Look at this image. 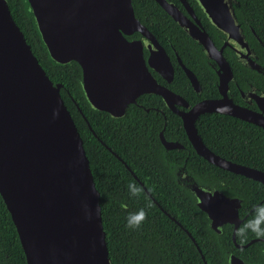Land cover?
<instances>
[{
	"label": "water",
	"instance_id": "1",
	"mask_svg": "<svg viewBox=\"0 0 264 264\" xmlns=\"http://www.w3.org/2000/svg\"><path fill=\"white\" fill-rule=\"evenodd\" d=\"M154 1L224 73L230 70L221 52L232 46L246 52L244 66L263 72L235 13L240 7L238 0H194L222 34L219 50L170 0ZM26 2L52 61L61 65L75 62L80 67L81 88L92 109L115 116L143 93L156 94L165 101L178 98L148 72L144 49L150 51V67L169 81L173 75L165 50L136 17L132 0ZM180 2L195 18L186 0ZM134 33L140 37L126 39ZM250 55L251 59L247 58ZM184 69L196 88L194 74ZM61 88V84L51 82L32 53L7 1L0 0V196L26 264H111L99 192L82 139L61 98ZM220 90L222 99L204 100L191 109L193 120L199 114L219 113L264 129L262 113L234 104ZM258 99L262 109L264 94ZM186 129L197 154L206 161L264 184L263 172L224 160L203 144L195 128L186 125ZM205 192H198L206 195L200 197L205 199L202 202H221V214H215L213 207H202L212 224L221 218L236 228L237 211L227 208L234 202ZM84 203L89 216L85 215Z\"/></svg>",
	"mask_w": 264,
	"mask_h": 264
},
{
	"label": "flooded vegetation",
	"instance_id": "2",
	"mask_svg": "<svg viewBox=\"0 0 264 264\" xmlns=\"http://www.w3.org/2000/svg\"><path fill=\"white\" fill-rule=\"evenodd\" d=\"M170 1L184 16L206 32L218 50L222 47V34L208 22L194 0H186V2L195 18H192L180 0ZM191 2L195 3L199 8L201 14L209 23L211 30L206 28ZM143 25L155 36L158 43L165 50L172 66L173 75L169 81L150 67V51L144 49L143 58L148 72L159 85L169 89L178 98L165 101L156 94L143 93L137 96L133 103L128 104L122 113L111 116L108 113L101 112L105 113V127L110 131L116 132L120 137L119 152L134 163V168H131L129 164L122 162L124 169L131 176V183L141 187L140 193L136 196H131L127 190L128 187L124 186L118 200L120 207L129 212H135L140 208L145 209V220L139 228L132 230L137 232L140 239H150L149 245L151 249L156 250V246L160 248L163 245L165 246V250H163V252H166L164 254L165 264H176L174 260L176 256L174 254L179 255L185 248L188 249L191 246L195 248L202 264H207L202 253V247L206 248V246L214 248L218 246L219 249L223 250L225 264H264V237H258L250 230L243 234L240 232L243 225L255 214V207L264 204V184L221 169L206 161L197 154L186 129V125L189 128H195L197 135L210 151L224 160L232 162L218 153L221 151L219 149L220 145L223 144V140L220 139V124L217 121L215 122V129L218 132L217 140H208L206 133L209 125L205 122L204 116L214 115L218 118L219 115L223 114L203 113L193 120L189 113L201 101L222 99L223 95L220 90L222 89L226 98L234 104L264 115V103H262L263 107L261 109L258 102V97L264 94V88L260 86L258 80L252 74L246 71L245 68L248 67L242 64V61H247L245 58L246 52H241V50L235 49L233 46L232 48L225 47L222 50L221 54L230 70V73L227 74L220 69L216 61L205 56L202 50H196L182 35L172 39L163 34L165 39V43H163L159 34H154L145 24ZM243 27L246 28L247 40L250 42V38L254 36L247 31L249 28L245 22ZM186 36L188 37L187 34ZM139 37L138 33H134L127 36L126 39L131 41ZM181 42L184 44L182 49H179L178 46H181L179 44ZM193 43L195 42L193 41ZM195 44L197 45V43ZM247 58L251 59V55ZM252 59L254 58L252 57ZM184 68L194 74L197 80L196 88L189 80ZM262 73H264V69ZM181 74H183L186 81L176 80V76ZM81 115L87 123V119L84 118L82 113ZM231 118L242 121L234 117ZM238 121L229 122L232 129H234V126L236 128L244 126ZM245 123L247 125L244 127L248 131L244 132L242 130L237 133L240 146L235 148L227 145L224 148L227 154L234 152L236 149L246 148L241 153V158H244V153L246 152L250 156L251 144L254 138L253 126L264 129L252 123ZM87 125L92 135L96 136L90 124L87 123ZM260 136L264 137V132L261 135H257V138ZM100 143L106 147L103 141L100 140ZM112 154L118 157L114 152ZM229 158H232V156L229 155ZM207 163L230 174L242 176L245 179L240 177L238 179L226 178V180H223L221 178L222 175H220L217 182H212L206 169ZM235 164L264 173L263 170L247 164ZM195 168H198L199 172H194ZM125 175L127 177V174H123L121 180L130 179L129 177L126 178ZM176 180L182 185V190H188L190 193L185 194L178 188H176L177 193H173V184L174 182L177 184ZM247 180L254 182L251 183ZM160 190H163L164 193L158 195L157 191ZM206 190L210 191L208 194L211 196L213 194H221L230 202H234L227 208L233 207L237 211L239 224L236 228L235 224L227 221L222 222L221 218L215 220V225L212 224V220L202 207H213L215 214H221V202L216 200L202 202L205 199L200 197H206V195L202 196L198 192L202 191L206 194ZM245 194L248 196H245ZM237 202L238 204L236 205ZM225 211L227 212V209ZM204 218L207 219V227L215 235L217 240L215 243L206 241ZM196 224L201 228L198 229ZM228 230H230L229 234L227 233ZM195 231L200 235L198 236L199 242L191 235V232ZM181 234H185L188 237L186 238L188 241H183ZM142 245L139 244L140 249H142ZM219 261L221 262L220 259Z\"/></svg>",
	"mask_w": 264,
	"mask_h": 264
},
{
	"label": "trees",
	"instance_id": "3",
	"mask_svg": "<svg viewBox=\"0 0 264 264\" xmlns=\"http://www.w3.org/2000/svg\"><path fill=\"white\" fill-rule=\"evenodd\" d=\"M6 1L13 20L23 32L27 44L30 45L32 53L37 58L46 75L53 84L58 83L62 85L60 90L61 98L63 99L64 104L69 111L82 139L83 148L89 161L95 187L99 192L101 219L111 264H165L164 254L166 252H163V250H165L164 245L161 248L156 246V250L151 249L149 245L150 239H140L137 232L132 230L133 228L126 226V218L130 212L122 209L118 200L121 190L124 189V186H128L132 179L124 169L122 162L129 164L131 168H134V163L130 159H127V156H123L119 152L120 137L116 134V132L110 131L105 127V113L95 111L88 104L80 84V67L75 62L64 65L53 62L40 38L34 19L31 12L28 10L26 0ZM238 2L240 7L235 10V13L241 22L242 27L245 22L250 30L247 31L253 35L250 29L252 28L264 44V0H238ZM191 3L194 5L195 11L202 19L206 28L211 30L209 23H207L199 8L195 5V3ZM132 4L136 17L154 34H159L160 37H162L159 38L162 39L163 43H165L163 34L172 39L182 35V37L188 40V43L190 42L196 50H201L198 45L193 43V41L186 36L177 23L174 22L154 0H132ZM243 28L245 32L246 28ZM250 42L249 43L250 45L252 44L251 47L257 57L256 60L258 64L262 69H264V45L259 43L255 37L250 38ZM179 44H181V46H178V48L182 49L184 43L181 42ZM245 69L252 74L253 77L258 80L260 86L264 88V73H258L248 68ZM176 80L186 81L183 74L177 75ZM81 113L84 118L87 119V123L90 124L97 137L92 135ZM204 119L207 125H209L208 129H206L208 140H217L218 132L217 129H215V122L217 121L218 124H220V139L223 140V144L219 147L222 151L218 152L220 155L228 160H231L233 163L247 164L264 171V137L260 136L257 138V135H261L264 130L253 126L254 138L251 144L250 156H248V152H246L244 153V158L246 159H244L241 158V153L244 152L246 148L241 150L236 149L230 154H227L224 148L227 147V145H231L235 148L240 146L238 143L237 133L242 130L245 132L247 128L244 126L247 124L243 121H238L224 115H219L218 118L214 115H205ZM230 121H238L244 126L237 128L234 126V129L236 128L234 130L229 125ZM100 140L104 142L106 147L110 148V151L100 143ZM112 152H114L118 157L114 156ZM229 155H231L232 158H229ZM206 169L210 174L212 179L210 181L212 182H217L220 175H222L221 178H223V180H226V178L238 179L240 177L245 179L242 176H236L230 174L229 172L222 171L208 163ZM194 172H199V169L195 168ZM123 174H127V177L130 179L121 180ZM247 181H250L251 183L254 182L251 180ZM178 182L179 181H177L178 185L175 182L173 184V193H177L176 188H178L183 193L189 194L190 192L188 190L184 191L181 189L182 185ZM157 192L158 195L164 193L163 190ZM245 196L248 195L245 194ZM206 220L207 219L204 218V234L206 236V241L208 243H215L217 240L214 233L207 227ZM196 225L198 229L201 228L198 224ZM227 233L229 234L230 230H228ZM191 235L197 242H199L198 236L200 235L198 232H191ZM181 236H183V241H188L186 239L188 237L185 234H181ZM179 240H181V238H179ZM139 244H143L142 249H140ZM173 252L175 253V251ZM202 253L207 264H225V255L223 254V250L219 249L218 246L216 248L209 246H206V248L202 247ZM174 256H176V258H174L176 264H202L200 257L193 246L188 249L185 248V250L179 255L174 254ZM182 261L184 262L182 263ZM0 264H26L15 227L1 196Z\"/></svg>",
	"mask_w": 264,
	"mask_h": 264
},
{
	"label": "clouds",
	"instance_id": "4",
	"mask_svg": "<svg viewBox=\"0 0 264 264\" xmlns=\"http://www.w3.org/2000/svg\"><path fill=\"white\" fill-rule=\"evenodd\" d=\"M53 114L56 115L57 113L54 111ZM127 187L129 195L131 196H136L141 192V187L135 183H129ZM83 207L85 210V215L89 216L90 213L87 203H84ZM98 209L99 206L97 205V210ZM145 217L146 213L144 208H140L135 212H130L126 218V226L133 229L139 228L145 220ZM249 230L258 237H264V204L257 205L255 207V214L243 225V227L240 229V232L243 234Z\"/></svg>",
	"mask_w": 264,
	"mask_h": 264
}]
</instances>
